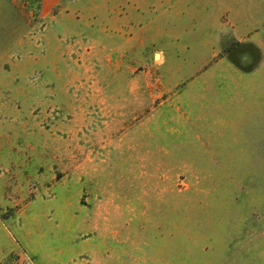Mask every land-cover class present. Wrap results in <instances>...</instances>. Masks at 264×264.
Here are the masks:
<instances>
[{
  "label": "rangeland",
  "instance_id": "obj_1",
  "mask_svg": "<svg viewBox=\"0 0 264 264\" xmlns=\"http://www.w3.org/2000/svg\"><path fill=\"white\" fill-rule=\"evenodd\" d=\"M0 25V264H264V0Z\"/></svg>",
  "mask_w": 264,
  "mask_h": 264
},
{
  "label": "crops",
  "instance_id": "obj_2",
  "mask_svg": "<svg viewBox=\"0 0 264 264\" xmlns=\"http://www.w3.org/2000/svg\"><path fill=\"white\" fill-rule=\"evenodd\" d=\"M41 2H42V7H43V6H44V7H45V6L48 7V6L50 5V3H51V0H41ZM1 20L3 21L2 17H1ZM2 21H1V23H2ZM0 26H1V25H0ZM5 29H6V28H4V29H1V28H0V35L3 37V39L6 38V37H5V35H3V34L1 33V30L5 31ZM19 33H20V32H19ZM9 35H10V33H8V36H9ZM10 36H11V35H10ZM13 38H15V37L13 36ZM19 39H20V38H19ZM6 50L8 51V49H6ZM5 53H6V52H5ZM5 53H4V54H5Z\"/></svg>",
  "mask_w": 264,
  "mask_h": 264
},
{
  "label": "water",
  "instance_id": "obj_3",
  "mask_svg": "<svg viewBox=\"0 0 264 264\" xmlns=\"http://www.w3.org/2000/svg\"><path fill=\"white\" fill-rule=\"evenodd\" d=\"M155 58H157L158 57V55L157 54H155V56H154Z\"/></svg>",
  "mask_w": 264,
  "mask_h": 264
},
{
  "label": "trees",
  "instance_id": "obj_4",
  "mask_svg": "<svg viewBox=\"0 0 264 264\" xmlns=\"http://www.w3.org/2000/svg\"><path fill=\"white\" fill-rule=\"evenodd\" d=\"M38 2H39V0H38Z\"/></svg>",
  "mask_w": 264,
  "mask_h": 264
}]
</instances>
